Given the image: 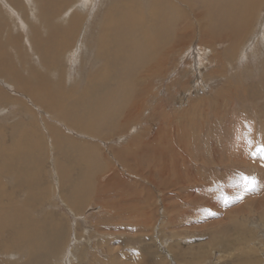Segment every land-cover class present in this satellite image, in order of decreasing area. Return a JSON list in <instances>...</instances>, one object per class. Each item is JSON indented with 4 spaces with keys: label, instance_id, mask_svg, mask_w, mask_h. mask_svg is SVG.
I'll return each mask as SVG.
<instances>
[{
    "label": "bare ground",
    "instance_id": "obj_1",
    "mask_svg": "<svg viewBox=\"0 0 264 264\" xmlns=\"http://www.w3.org/2000/svg\"><path fill=\"white\" fill-rule=\"evenodd\" d=\"M194 1L112 0L108 4L107 0H1L0 105L10 104L11 106V104H16L17 107L11 110L12 112L9 113L11 116L6 119L13 118L12 123L6 122L7 125H0V252L7 254L15 249L14 254L19 253L14 255V257H17L14 262L7 259V257L6 259H3L5 257H0V264H47L46 261L52 256V253L61 249L60 245L63 241L64 232L57 229L58 226L55 227L56 222L61 219L53 213L50 214V212H42L38 217H36L37 215L32 216L30 212L31 206L33 210H38L49 200V196L45 192H51L49 188L51 186L45 184L41 171L50 145H54L52 147L55 148L54 151H60L62 150L61 147H56V144L68 143L69 151L73 152L72 156L71 153H68V161L72 163L75 176L82 179L85 174H82L80 169H83L84 172L88 169V174L81 181L82 185L85 186L91 183L98 192L107 190L112 183L113 185L118 184V180H126L128 178L125 176L127 173L116 168L118 163L115 164L114 160L107 157L108 154L102 151L101 146L98 144L93 146L88 139L79 142L76 140L78 136L74 137L72 132L88 133L89 135H84L92 139L96 134L95 125H98V128L113 125L114 129L111 130V133H108L111 136V140L113 135H120L121 139L126 135H133L130 146L139 148L137 152L135 151L137 156L142 157L146 153H153V155L161 159L160 147L165 142L166 128L161 126L158 132L155 133V138L151 140V143L145 141L146 138L145 140L142 139L144 131L136 134L139 121L143 119L147 110L149 112L152 109L148 108L149 106L147 107L146 99L147 96L152 95L150 92L153 84H155L154 82L165 71L166 74L172 71V69L168 68L171 62L176 65L180 63L188 67L193 66L191 77L195 79L194 81L202 77L204 75L202 72L207 69L205 67L208 63L205 64L207 56L203 55L208 54V52L206 51L207 49L202 48L203 44H220L226 39L229 44L225 50L230 52V56H234L235 51L241 50L248 40L247 36L251 32L254 20L264 5V0H201L200 4L197 0ZM203 3L208 4L211 9H219L217 20L231 24L227 32L225 31L221 35H214L212 31V28L215 27L214 24L208 20H203L206 18L203 15L204 10L197 9ZM84 8L93 10V16L90 17L91 22L97 24L99 29L92 32L90 28L87 33L90 39L88 42L84 39L83 47L78 48V43L81 41H79V38L84 32V20L89 17V13L86 14ZM26 11L36 12L31 18L35 21L30 20V26L27 23L29 18L25 15L23 16ZM222 12L226 17L225 20L222 18ZM16 27H19L17 31L15 30ZM24 27L27 28L26 34L22 32ZM198 39L203 40V42L200 41L201 48H195L187 55L184 49L187 46H192ZM252 40H255V38ZM259 41L264 46V33L262 34V39L259 38ZM25 42L28 43V47L25 46ZM88 48H92L96 54V60L90 66V71L82 70L81 73H83L84 77L79 79L78 75L76 77L79 80L78 82L76 80L71 82L68 78L67 80L62 79L63 74L68 72L64 65V59L67 54L71 52V58L68 61L72 65L76 63V53L80 51L86 52ZM30 49L33 50V60L31 59L32 54L28 52ZM211 51L209 49L210 53ZM248 51V49L244 50L242 59H245ZM188 56L193 57L192 66L187 60L183 62L184 58L186 57L187 59ZM218 56H220V53L215 54L213 59L216 60L217 58L220 61ZM255 59L257 60V57ZM65 61H67V58ZM257 61L259 62V60ZM173 64H171L172 67ZM67 68L69 69V67ZM254 69L253 77L254 75L256 77L252 78L251 83L249 82L251 84L249 89L255 100L261 96V90L264 88V71L258 78L262 63L255 66ZM217 71L215 70L214 72ZM85 72L88 75H85ZM186 72L189 73V71ZM52 74H59V80L52 82L50 77ZM243 77L245 78V76ZM162 79L164 78L162 77ZM3 82L9 85L10 83L13 84L18 92L22 93L19 95L20 97L17 95L12 96L11 90L9 92L2 87ZM173 85L174 82L171 81V84L167 87L169 94H171L170 90ZM196 85L200 86L201 89H206L205 85ZM11 89L13 90V87ZM237 89H239V86ZM249 89L247 90V87H245L243 90L247 93ZM176 90L179 89L177 88ZM191 92L193 93V90H189L188 95H191ZM231 92L232 88H219L213 96L209 94L207 98L202 99V104L203 106L206 105L207 109H214L213 112L219 113L223 111L222 98L231 97ZM232 93L234 94L235 91ZM191 97L193 96L191 95ZM239 102L240 105L244 104L243 101ZM171 103L173 104V102ZM19 106L24 109H20ZM40 107L44 109L48 117L51 116V120L46 115H43V117L39 113L38 108ZM152 107L154 117L160 112L163 118H169L171 112L167 113V106L165 107L164 104L159 105L156 102ZM26 111L27 113L24 114ZM191 111L190 108L185 113ZM195 112L197 113V109ZM30 114L36 118L37 128L33 124V120L29 118ZM260 114V117L263 118L264 111H261ZM178 115L181 116L182 113L171 116V118L175 119H168L171 122V127L173 123L175 124L173 130L176 128V123H179L175 121L178 120L176 119ZM198 115L202 114L199 113ZM193 116L197 117L196 114H193ZM196 117L191 118V121L195 122L194 124L198 123L196 122ZM209 120L211 121L210 118L207 119V121ZM180 121H182L180 124L187 122ZM29 123L31 124L30 126L35 125L34 129L29 126ZM260 123L264 126V119ZM238 124L241 125L242 122ZM236 126L234 127L236 128ZM100 130L101 133L104 132V130ZM240 130L242 131L243 128ZM172 132L174 133V131ZM175 134L179 138L183 135L181 132ZM97 135L99 136V134ZM102 137L104 136L102 135ZM108 138L110 139V137ZM115 147L118 146L115 145ZM52 150L48 152L49 157H51L50 152ZM118 151L119 155H116L119 156L121 161L125 160V166L128 168V158L133 155H129L127 147H121ZM171 151L174 155L175 169L179 174V161L182 159L183 161H180V165L181 163L185 165L189 159L184 157L182 150H178L175 146ZM179 151L181 152V157H178L177 152L180 154ZM82 155L84 157L88 156L91 162L88 159L85 160L86 158L81 159ZM175 157H178L177 160ZM98 158L102 160V167L101 169L99 167V170L95 168L96 166L94 167ZM116 158L114 156L113 159L117 161ZM104 160L106 162L105 165L103 164ZM244 160L250 163L253 162L248 156L244 157ZM64 161L66 163V159ZM73 161H77L78 165L77 163L74 164ZM82 162L87 164L88 167H85ZM56 163L60 164L58 156ZM85 168H87L86 171ZM55 173L58 178L63 175L60 173L58 166H55ZM92 174L96 175L94 176L95 178H93ZM133 174L135 173L133 172ZM104 176L106 177L105 180ZM129 176L133 177V175ZM234 176L237 180L239 179L236 175ZM234 176L232 174L228 182H230L232 177L234 179ZM45 177L47 178V176ZM62 179L61 177L60 181ZM71 180L74 181V179ZM223 185L225 186V184ZM82 189L84 191L83 187ZM82 189L80 187L81 191ZM40 190H44V194L39 192ZM38 192L39 195H37ZM64 192L63 194H65ZM20 194L23 196H20L21 199L19 197ZM34 197L37 201L33 199ZM59 198L61 197L59 196ZM5 214L10 215L6 216ZM4 225H9L7 231L2 228ZM71 252L73 251L71 250ZM19 259H25L27 262L17 261Z\"/></svg>",
    "mask_w": 264,
    "mask_h": 264
},
{
    "label": "rangeland",
    "instance_id": "obj_2",
    "mask_svg": "<svg viewBox=\"0 0 264 264\" xmlns=\"http://www.w3.org/2000/svg\"><path fill=\"white\" fill-rule=\"evenodd\" d=\"M111 1L107 0V3L109 4ZM197 2L202 1L197 0ZM202 5L198 6L197 9L204 10L203 15L206 18L203 20H208L214 24L215 27L212 28L214 35H221L223 32H227L231 24L217 20L219 9H211L206 3ZM84 12L86 14L89 13V17L84 20V32L79 38V41H81H78V48L83 47L84 39L86 42L90 39L87 34L90 28L92 32L99 29L97 24L91 22L90 17L93 16V10L84 8ZM34 14L36 12L32 11H26L23 14V16L25 15L29 18V22H27L29 26L31 21H35L31 19ZM222 18L224 20L226 18L223 12ZM18 28L16 27L15 30L17 31ZM26 30L27 28L24 27L22 32L26 34ZM263 33L264 5L254 20L245 45L241 50H236L234 54L231 52L234 56H230V52L225 50L229 44L226 39L220 44H203L202 48L207 49L206 51L208 52V54L203 55L207 56L205 64L208 63L205 67L207 69H204L206 72H202L204 74L202 77L197 78L196 81L191 77L193 57L188 56L187 59L186 57L184 58L183 62L187 60L192 67L180 63L176 65L171 62L168 68L172 69V71L167 74L165 71L154 82L155 84H153L150 92L152 95L147 96L146 99L147 107L152 108L151 110L149 109L151 112L149 111V113L148 110V114L145 112L143 119L139 121L136 134L144 131L145 137L143 136L142 139L145 140L146 138L145 141L151 143L159 128L161 126L166 128L165 142L160 147L161 159L153 155V153H146L142 157L137 156L136 152L139 148L130 146L133 135H126L122 139L119 137L120 135H113L111 140V136L108 133H111V130L114 129L113 125L103 128H98V125H95L96 134L92 139L84 135L88 133L72 132L74 137L78 136L76 140L79 142L88 139L93 146L94 144L101 146L102 151L109 155L107 157L114 160L115 164L118 163L116 168L127 173L125 176L128 178L124 180L125 183L118 180V184L113 185L112 183L107 190H100V192L91 183L83 186L81 181L88 174V169L85 168V171L87 169L86 172L80 169L81 173L85 174L82 179L75 176L72 163L68 161V153H71V156L73 155V152L69 151L68 143H57L56 147L60 146L62 149L60 151H54L55 148H52L54 145L49 144V150L53 149L50 152L51 157L48 156L49 150L48 152L46 151L44 165L47 166L43 165L41 171L45 184L51 186L49 187L51 192H45V194H48L49 200L43 204L41 209L33 210L31 206L30 211L32 216L37 215L36 217H38L42 212H50V214L53 213L61 219V222L58 220L55 226H58L57 229L64 232L63 241L60 245L61 249L52 253V256L46 261L47 264H264V153L256 152L257 145L264 144V126L260 123L264 119V115L263 118L260 117L261 111H264V88L261 90V96L255 100L249 89L250 83L256 77L255 75L253 77L255 66L262 63L258 78L264 71V46L259 41V38L262 39ZM253 38L255 40H252ZM200 41L203 42L202 39H198L192 46H187L184 49L187 52L186 54L188 55L195 48L200 49ZM25 46L28 47L27 42H25ZM209 49L212 50L211 53ZM245 49L249 51L245 59H242ZM28 52L32 54L31 59L33 60V50L30 49ZM218 53H220V56H218L220 61L217 58L216 60L213 59V56ZM256 57L259 62L255 59ZM66 58L67 61H65ZM70 58L71 52L64 59L65 69L68 72L63 74L65 77L62 76V79L67 80L68 78L71 82L75 80L78 82L79 80L76 77L79 75L78 78L83 79L84 75L81 71H90V66L96 60V54L92 48H88L86 52H77L76 63L72 65L69 63ZM171 64H173V67ZM212 68L215 69L213 70ZM215 70L218 71L214 72ZM186 71H189V73ZM85 75L88 74L86 73ZM50 77L52 82H55V80H59L60 76L59 74H52ZM171 81L174 82V85L171 87V94H169L167 87L171 84ZM196 84L205 85L206 89H201ZM8 85L3 82L2 87L7 91L11 90L12 92H9L13 94L12 96L17 95L20 97L19 95L22 93L20 94L13 84L10 83L9 85L11 88L13 87V90ZM159 86L161 87L159 88ZM238 86L237 92L236 88ZM245 87H247V90L249 89L247 93L243 90ZM177 88L179 90H176ZM219 88H232V92L235 91V93L231 92V97L222 98L223 111L216 113L213 112L214 109H207L206 105L203 106L202 99L207 98L209 94L213 96ZM189 90H193V93L191 92L193 97L188 95ZM245 97L247 98L243 99ZM239 101H243L244 104L240 105ZM156 102L159 105L164 104L165 107L167 106V113H173L171 116L182 113L181 116L178 115L180 117L177 116L176 119L178 120H175L179 123H176L174 130L175 124L173 123L171 127V122L168 121V119H175L171 118V113L168 119L163 118L160 112L154 117L152 106ZM16 107V104H11V106L10 104L0 105V125L12 123L13 118L6 119L11 116L9 113ZM19 108L24 109L20 106ZM190 108L192 111L185 113ZM38 111L42 116L46 115L43 108H38ZM26 113L27 111L24 112V114ZM199 113L203 117L198 115ZM193 114H196L197 117L193 116ZM46 117L51 120V116L48 117L46 115ZM145 117L146 119H144ZM192 117H196V122L198 123L194 124L195 122L191 121ZM29 118L33 120V124L37 128L36 118L32 117L31 114ZM208 118L211 121H207ZM180 120L188 123L180 124L182 122ZM241 122V125L238 124ZM35 125L30 127L34 129ZM233 125H237L236 128ZM241 127L244 131L240 130L242 129ZM100 129L104 130V132L101 133ZM234 129L235 131H233ZM97 131L100 132L98 133ZM180 132L183 133L181 138L175 134ZM114 144L118 147H115ZM174 146L178 150H182L184 157L189 159L185 165L182 163L180 165V161H183L182 159L179 161V166L181 167H179V174L175 169L174 155L171 151ZM121 147H127L129 155L134 156H129L128 168L125 166V160L121 161L119 156H117L119 155L118 149L120 150ZM53 152L56 153L54 154ZM177 154L178 157H181V152L180 154L177 152ZM57 156L60 158L59 165L56 163ZM114 156L117 157V161L113 159ZM247 156L253 162H246L244 157L246 158ZM178 157H175V159L177 160ZM82 158H86L85 160L88 159L91 162L88 156L84 157L82 155ZM64 159H66V163ZM73 163L76 164L77 161H73ZM82 164L88 167L87 164L83 162ZM103 164H106L105 160ZM55 166H58L60 173L63 174L62 176L59 174V178L55 173ZM94 167L97 170H99V167L101 169V158L97 159ZM232 174L239 179L237 180L234 176V179L232 177L230 182H228ZM129 175H133V177ZM92 176L95 178L94 176L96 175L92 174ZM61 177L63 179L60 181ZM244 177L255 178L256 183L253 189L244 190ZM103 178L105 180L106 177L104 176ZM71 179H74V181ZM64 180L67 181L66 184ZM80 187L81 189L83 187L84 191L88 192L86 193L82 189L86 196L82 193ZM39 192L44 194V190ZM39 192L37 195H39ZM20 196L22 195L20 194ZM33 199L37 201L35 197ZM5 215L9 216L10 214ZM8 226L4 225L2 228L7 231L9 229ZM14 250L7 254L0 252V257H5L3 259L7 257V259L14 262L17 259L14 255L19 253L14 254ZM17 261L27 262L25 259Z\"/></svg>",
    "mask_w": 264,
    "mask_h": 264
},
{
    "label": "snow or ice",
    "instance_id": "obj_3",
    "mask_svg": "<svg viewBox=\"0 0 264 264\" xmlns=\"http://www.w3.org/2000/svg\"><path fill=\"white\" fill-rule=\"evenodd\" d=\"M257 153H264V144L257 145L256 147ZM255 154V153H254ZM244 190L249 191L255 187V178L254 177H244Z\"/></svg>",
    "mask_w": 264,
    "mask_h": 264
}]
</instances>
